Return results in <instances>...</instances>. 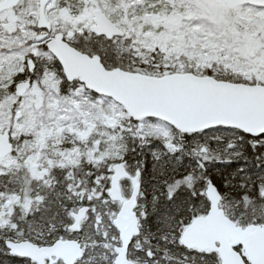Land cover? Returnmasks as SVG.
Segmentation results:
<instances>
[{
  "label": "snow or ice",
  "instance_id": "6c2138e0",
  "mask_svg": "<svg viewBox=\"0 0 264 264\" xmlns=\"http://www.w3.org/2000/svg\"><path fill=\"white\" fill-rule=\"evenodd\" d=\"M0 264H264V0H0Z\"/></svg>",
  "mask_w": 264,
  "mask_h": 264
}]
</instances>
